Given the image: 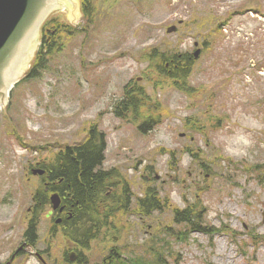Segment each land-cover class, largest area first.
Segmentation results:
<instances>
[{"label":"rangeland","instance_id":"obj_1","mask_svg":"<svg viewBox=\"0 0 264 264\" xmlns=\"http://www.w3.org/2000/svg\"><path fill=\"white\" fill-rule=\"evenodd\" d=\"M88 2L92 22L78 19L74 36L55 43L50 56L45 50L37 77L14 89L0 116V264L27 242L29 211L45 182L32 170L94 131L105 139L101 170L116 179L106 187L122 184V209L99 238L78 248L82 259L102 264L114 249L132 264L158 257L162 264H264V0ZM49 19L73 25L68 10ZM212 21L224 27L214 49ZM171 26L176 33H167ZM153 49L193 57L201 50L186 80L194 95L151 69ZM132 86L149 100L141 111L124 102ZM195 120L203 125L198 132L188 128ZM149 194L159 209L146 213L140 200ZM176 210L182 218L201 215L214 234L190 233L175 221ZM36 211L29 251L49 264H71L77 244L56 225L51 206ZM83 225L74 221L69 230L79 236ZM13 264L42 263L24 248Z\"/></svg>","mask_w":264,"mask_h":264},{"label":"trees","instance_id":"obj_2","mask_svg":"<svg viewBox=\"0 0 264 264\" xmlns=\"http://www.w3.org/2000/svg\"><path fill=\"white\" fill-rule=\"evenodd\" d=\"M88 1L89 0H85L84 14L87 21L91 23L94 16L91 14L89 6L86 5L89 3ZM209 28L211 37L214 36L212 43L214 44V49L218 41L224 39V27L222 24H217L212 21ZM75 31V28L65 25L59 20L50 19L43 28L44 45L38 53L35 63L25 80L37 77L36 72L38 68L41 67L45 50L47 51L48 56H50L53 54V45L59 42L63 37L67 36V39L71 38L75 35ZM147 59L150 64H156V67L154 68L151 66V69L160 71L162 77L173 81L174 86H176L179 90L187 92L188 95H194L188 92V83L186 82L194 71L195 60L193 56L188 54L169 56L166 53H162L158 49H153L150 53H148ZM136 88L135 86H132V88L128 87L125 89L126 100L124 102L132 104V107H138V110L141 111L143 109L142 107L149 105V100L144 97V93H140L139 89ZM149 119L151 120V118ZM188 123L190 125L188 127L190 131L198 132L203 129V125L200 126L198 124V120H195L194 122L189 121ZM144 127L145 129L153 128L150 123H146ZM95 133V131L91 132L90 140L82 146L78 147L75 145L73 147H69L67 151L63 150L60 154L55 156V161L52 165L44 166V169L48 170L50 178L47 179L45 183L49 182L50 184L45 185L44 189L35 196L37 204L34 208V216L36 217H34V220L29 222L28 231L26 233V241L31 246L35 245L38 233L36 223L38 212L36 210L43 206H48L50 204V196L53 193H63L64 191H67L72 194V198L74 199V203L72 202V204H74L76 214L73 215V218L71 219H64L60 227L62 226L65 228V231L67 232L66 237L79 247L81 246L86 248L90 240L99 238L105 228L111 227L109 219L112 215L115 216L117 212L121 211L122 206H119L116 201L112 203V207L110 209L100 203L99 194L102 189L111 185V178H108L109 180H107V174L101 170L105 161V139L101 135L102 141L99 140L97 138L98 133ZM195 157L198 156L195 155ZM230 163L233 164L232 161H230ZM202 167L206 168L205 166ZM249 169L253 170L255 167L247 168L245 169V172H248ZM262 170L264 171V167ZM57 181H62V189L60 186L56 187V184L58 183ZM140 202L142 203L141 208L146 213L159 209V206L155 204L153 195H150L147 199L140 200ZM38 203L42 205L39 206ZM126 206V201H124L123 210L126 209ZM68 207L71 208V205L69 204ZM175 214V221L177 223L184 224L189 229H192L188 230L190 233L200 232L209 235L214 234V232L211 233V229L207 226L201 225V223H203V217H201V215L198 216L191 213H184L185 218H182L183 214L178 210L175 211ZM81 220L85 222V225H83V228L81 229L82 233L77 236L75 233L71 232L72 230H69V227H71L70 225L74 223V221L81 222ZM80 259L83 260L82 255H80ZM161 261L162 258L158 257L156 264H162L163 262ZM113 264L128 263L126 261L121 263V260L118 259ZM141 264H152V262L142 261Z\"/></svg>","mask_w":264,"mask_h":264},{"label":"water","instance_id":"obj_3","mask_svg":"<svg viewBox=\"0 0 264 264\" xmlns=\"http://www.w3.org/2000/svg\"><path fill=\"white\" fill-rule=\"evenodd\" d=\"M79 1L0 0V113L8 107L15 85L30 70L42 44L41 29L48 18L55 11L68 10L73 25L77 24L78 19H86L81 18ZM176 30L177 27L173 26L168 33L172 34ZM199 55L200 51H197L195 58L197 59ZM33 173L43 176L45 171L35 170ZM51 203L55 211H63V208H60L61 198L58 194L51 197ZM60 222L61 220L58 221ZM22 250L23 247L17 253ZM14 258L15 256L13 260ZM71 261H76L75 255H71Z\"/></svg>","mask_w":264,"mask_h":264},{"label":"flooded vegetation","instance_id":"obj_4","mask_svg":"<svg viewBox=\"0 0 264 264\" xmlns=\"http://www.w3.org/2000/svg\"><path fill=\"white\" fill-rule=\"evenodd\" d=\"M108 178L116 180L115 178L110 177L109 174H107V180H109ZM41 179H42V181H46L47 179H50L48 170L45 171V175L44 176H41ZM57 182L58 183L56 184V187L60 186V188L62 189V185H61L62 181L61 182L57 181ZM47 184H50V183L49 182L44 183V185H47ZM120 186H122V184H121V182L118 181L117 183L114 184L113 187H106V189H107L106 192H105V189H102L101 193L99 194L101 205L107 207V204L110 203L111 201L115 202L117 200L118 196L120 195V193H119ZM117 188H118V191H117ZM59 195L61 197V202H62L61 205H62L64 211L63 212L54 213V215L57 216L58 218H60L61 220L65 219V218H68V219L73 218V215H75L76 212H75V209H74V204H72V202L74 203V199L72 198V194L70 192L64 191L63 193H59ZM112 197H113V199H112ZM34 203H36V198L34 199ZM38 204H39V206L42 205L40 203H38ZM69 204L71 205V208L68 207ZM30 211L34 212V208L31 209ZM112 239H113V241H118L119 238L116 235H113ZM122 258H123V256H122ZM118 259H119L118 252L116 250L112 249V250H110V255L108 256V258H105L103 260L102 264H113ZM78 262L80 264H89L88 259H86L85 262H84L83 260L80 259V255L78 256L77 264H78Z\"/></svg>","mask_w":264,"mask_h":264}]
</instances>
